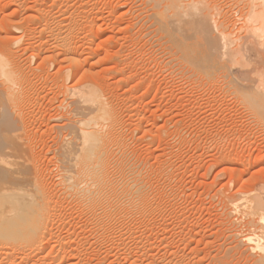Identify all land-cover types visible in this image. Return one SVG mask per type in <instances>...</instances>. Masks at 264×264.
<instances>
[{"label":"rangeland","instance_id":"374dc122","mask_svg":"<svg viewBox=\"0 0 264 264\" xmlns=\"http://www.w3.org/2000/svg\"><path fill=\"white\" fill-rule=\"evenodd\" d=\"M199 1L212 25L206 45L220 43L226 31L236 48L255 23L253 11L264 9L263 0ZM154 4L0 0V53L20 77L11 84L20 85L13 87L18 96L1 101L7 109L19 105L18 111L10 110V117L0 103V113L5 124L15 115L21 122L12 124L23 126V135L16 129L26 141L17 140L13 121L8 123L20 153L16 160L24 157L25 167L33 162L48 196L36 244L12 249L11 240L1 239L0 264H264V244L254 238L264 228V210L249 205L264 191V121L244 95L248 81L240 80L241 66L231 57L211 66L207 48L193 64L156 19L163 8ZM80 85L97 88L116 115L104 128L110 134L109 177L121 181V164H131L126 172L135 170L139 193L108 191L88 202L62 181L57 148L71 127L70 90Z\"/></svg>","mask_w":264,"mask_h":264},{"label":"bare ground","instance_id":"6f19581e","mask_svg":"<svg viewBox=\"0 0 264 264\" xmlns=\"http://www.w3.org/2000/svg\"><path fill=\"white\" fill-rule=\"evenodd\" d=\"M253 1H257V0H253ZM155 3L156 4H154L153 6L154 8L156 6L163 8L162 10L159 9V11L155 12V16L157 17L156 19H160V21L162 20L161 25L164 29H166L167 34L171 33V36H173V39H174L173 43H176L178 49L181 50L184 56H186V58L192 61L193 64L195 63L199 64V61H201V58L203 54L205 53L204 50L205 48H207V51H206L207 60L206 61L209 62V64L211 62L212 63L211 66L215 63H220V59L223 57L225 58L231 57L232 58L231 62L233 63V65L236 64L234 66H239V65L241 66V68L239 67L240 68L239 70H236V74L238 75V77L240 78L242 82L248 81V83L245 84L246 88L244 89L247 91H245L246 93L244 95L246 97L248 96L247 100L248 99L250 100L248 101L249 104L251 103L250 107L253 105L255 107V112L257 113V115H259L261 120L264 121V67H263L264 66V9L263 8L262 10L259 9L261 11V12H258L259 15L255 14L254 12L255 10L253 11V14L251 11L250 15L251 14L252 15L250 17H251V20H253L255 23L253 24L251 22L253 25L251 26L247 25L249 26V28L247 30L248 33L246 34L244 41L241 42L240 45L236 46V48H233V41H232L230 34H225L226 31L223 32L225 29L223 31L220 30L221 32H223L221 38L219 39L220 43L217 40L215 41L213 40L214 41L213 43L207 42L208 45H206L205 37H207L208 36L207 34L211 31L210 27L212 25L210 24L211 22L209 21L208 16H207V15L210 16V13L204 14L202 10L204 7L200 9L199 6H197L200 3L199 0L197 1L193 0V3H191L190 1V6H188L187 4V8L188 7L190 8L188 11H186L187 10V8H185L186 5L183 6V3H185V0H155ZM260 4L261 6L264 7V0L262 1V3L260 1ZM252 7L254 8V6ZM184 8L186 10H184ZM166 10L168 11L170 10V12ZM206 12L208 13L207 10ZM177 21H179L180 23H175ZM157 22L159 21L157 20ZM256 22L257 23L260 22L259 25ZM248 23H250V21H248ZM158 24H160V22ZM160 29L164 30L162 28ZM231 35L233 34L231 33ZM223 60H226V59L223 58ZM80 64L82 63H79V61H77L76 63L77 72H79L78 68L80 69ZM15 68H12L11 66H9L7 57H5L3 54L0 53V77H1L0 78V103L2 104L4 102H1V101H4V100L6 101L8 99H10L13 102L14 95L18 96L17 91H14L16 88L15 89L13 88V87H16L17 84L12 87V85L15 84L14 83L15 81L17 83V80H18L17 78H20V77L16 78V75L18 73H16L15 70L13 71V69ZM14 72L16 73V75H13L15 74ZM234 72L235 71H233V73ZM13 76H15V78ZM14 79L16 80L14 81ZM232 79L237 80V77L233 74ZM80 86H83V85H80ZM90 86L92 85L90 84ZM90 86L88 85H86L85 87L76 86V87H72L71 88L72 90H70L71 91L70 94L75 96L73 97L69 94L72 98H74L72 101L70 100V102L73 104V107H71V110L69 109L72 113V116L70 117V119L71 118L72 119L70 120V123L68 124H70L71 127L70 128L67 127L69 128L70 131H68V129L66 128L67 129L66 132H68V134L66 133L67 135L64 138L63 137L61 138V142L59 144V147L57 148L59 161H60V165L62 168V174H63L62 176L64 179L62 181H65L67 188L73 189L78 196L82 197V199L87 200L88 202L91 201V202L97 203L103 198L104 194H106L108 191L112 192L113 195L114 193L115 195L116 194L125 195V193L126 194H129V193L137 194L141 190V184L139 182V179L137 178L138 175L136 176V172H134L135 170L127 169L128 172H126V168H129L131 164L129 165V167H126L125 163L121 164V171L123 172L122 174L124 175L120 177L122 178L121 181H118V179L113 180L114 177L112 178V175H110L112 179L109 177V170H110L109 168L111 167V166L109 167L110 163L108 161L109 143H110L109 135L110 134H108L109 132H107V130L105 131L104 128L105 127L108 128V126L111 125L112 119L113 118L115 119L116 115L112 116V112L110 111L111 109L108 108V106L110 105L107 106L106 102L102 99L104 97H101V95L97 92V88L95 90L93 89L95 86L94 87L92 86L93 88ZM19 87L20 85L17 86V89ZM241 91L242 93L244 92V90H241ZM18 100H16L17 103H18ZM247 100L245 99V101ZM4 104H5L4 108H2L3 106H1V108L4 109V110L2 109L1 110L4 112L1 111V113L7 114V112L9 111L8 115L10 114V117H12L11 116V113L13 112L12 110L16 109L15 107H18L19 105L15 106V103H14L13 105L15 107L13 108V105L12 107L10 105L11 103H7V105L9 104L8 108L10 107L13 108V109H7L6 103ZM10 110L12 112H10ZM16 110L18 111V108ZM1 113H0L1 119L4 117L3 119L5 120L6 119L5 115L3 116V114ZM73 114H74V118H73ZM10 117L8 118L9 120H10ZM14 118L10 120L13 122L9 121L11 123L9 124L10 125L9 127L13 126L11 129L14 128L16 132L20 130V134L23 135V133L21 132V129L23 126L17 127L18 125L17 126L13 125L16 122L18 123V121H15ZM3 119L0 120L1 121L0 122V240L3 239L5 243H7L6 241L9 242L11 240V243H9L10 244L9 247H11L12 249L14 247L16 248V246L18 245L23 246L24 248L25 245H29L27 243L29 241L31 242V240L32 242H34V243L29 242L32 246L33 244L34 245L36 244L35 242H37V239L34 241V238H37L35 236H38V233L41 232V229L45 225V224L43 225V222H41V219L44 215L46 216V214H44L46 207L43 208V205H45L43 201L45 202V199L48 196L46 197V193H47L45 191L46 187L41 186L42 183L40 182V180H38L39 178L38 175H35L34 171L36 169L33 168L34 165L33 166L31 165L33 162L29 164L32 166V169L34 171L31 170L30 168L31 166H29V164H28L29 166L28 168L27 162H24V164L26 163L27 168L23 165V161H25V159H23L24 157L23 158L21 157V161L19 160V162L16 160L17 156L18 157L20 156V153L17 154V150H15L16 148H13L14 146L12 144L14 142L12 141L14 139L10 140L8 136V134L9 135L11 134V132L8 133L9 131H11V129L8 128L9 122L5 124L7 119L4 122H3ZM18 124H21V122ZM16 128H20V129L17 130ZM63 128L65 129V127ZM15 134H17L15 135V137L16 136L18 137V138L16 137L17 140L26 141V138H24L25 136H23V139L21 137L22 140H20L19 139L20 137L18 136L20 134L18 132ZM6 136L8 137L6 138ZM16 145H17V148L20 147V146L18 147L20 143H17ZM21 146L25 147L26 144L25 146L24 145H21ZM27 147H28V142H27ZM24 151H25V148H24ZM21 154L23 155V151H21ZM30 154L31 152L27 155H30ZM25 158L26 160H29L27 159V157ZM21 162L23 166H19V163L21 164ZM118 167L120 166H117V168ZM261 194H263L262 197L260 196V194L258 197L253 196L251 200L249 201V205L251 206L253 205V207L262 209L261 211H263L264 204H263V201H261V199L264 200V197H263L264 191ZM110 197L112 196L110 195ZM41 204L43 205L41 206ZM251 206H247V207L250 208ZM40 207L44 209L42 217H41L42 212L40 213ZM43 219H45V217H43ZM254 238L257 239L259 243L264 244V228L261 227L259 232L255 233ZM14 240L16 242L18 240L17 242L18 244ZM0 242L2 243V245H4L2 241ZM17 249L22 250V247L17 248ZM262 257H263L262 259H264V255Z\"/></svg>","mask_w":264,"mask_h":264}]
</instances>
